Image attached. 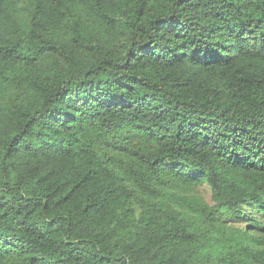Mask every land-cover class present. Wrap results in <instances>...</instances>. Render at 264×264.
<instances>
[{"label":"trees","instance_id":"1","mask_svg":"<svg viewBox=\"0 0 264 264\" xmlns=\"http://www.w3.org/2000/svg\"><path fill=\"white\" fill-rule=\"evenodd\" d=\"M261 216L264 0H0V264H264Z\"/></svg>","mask_w":264,"mask_h":264},{"label":"rangeland","instance_id":"2","mask_svg":"<svg viewBox=\"0 0 264 264\" xmlns=\"http://www.w3.org/2000/svg\"><path fill=\"white\" fill-rule=\"evenodd\" d=\"M110 157L113 156V153L108 154ZM166 193H168L170 196H166L167 201L173 200L174 203L179 202L183 205H188L190 198H198L201 199L202 202H205L208 205H213V192L211 188L207 184L200 185L198 188L194 189V191H185L179 188H170V187H164L163 189ZM171 202V201H170ZM184 209V207H182ZM247 214L251 215L252 209L246 210ZM262 217V216H261ZM264 219V217H262ZM229 229H227V236L231 239H237L240 242L245 241L247 246H254L256 243L254 240H258L260 238H263L262 235L258 233H246V230H248V223L247 222H236V221H230L228 223ZM214 228L215 226L212 224L211 221H206L202 224V229L207 232L210 230V228ZM219 227L216 226L215 228ZM223 227V228H222ZM222 230L225 232L226 229L224 226H221Z\"/></svg>","mask_w":264,"mask_h":264}]
</instances>
